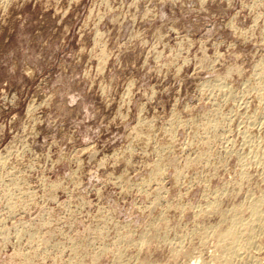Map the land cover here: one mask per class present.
Returning <instances> with one entry per match:
<instances>
[{"label":"rangeland","instance_id":"rangeland-1","mask_svg":"<svg viewBox=\"0 0 264 264\" xmlns=\"http://www.w3.org/2000/svg\"><path fill=\"white\" fill-rule=\"evenodd\" d=\"M261 81L264 0H0V264H117L153 221L181 238L236 188ZM156 240L124 257L172 264Z\"/></svg>","mask_w":264,"mask_h":264},{"label":"bare ground","instance_id":"bare-ground-1","mask_svg":"<svg viewBox=\"0 0 264 264\" xmlns=\"http://www.w3.org/2000/svg\"><path fill=\"white\" fill-rule=\"evenodd\" d=\"M255 75L257 78L261 77L262 67L260 70L259 67L256 69ZM262 83L261 81L260 84L263 85ZM217 87L219 92H224L229 99L231 98L232 91L224 88V85ZM218 114L219 111L214 110V116L208 123L210 130H217L220 126ZM249 127L241 131L246 151L244 153L237 151L240 179L236 188L205 192L204 205H199L195 210V215L201 221L199 220L192 230H185L180 235L182 237H178L177 240L169 237V230L166 227H160L154 221L141 233L139 241L122 239L123 245H117L114 250L117 264H157L126 260L124 257V249L128 247L135 248L137 252L145 248L150 256L153 253L151 244L156 240L151 239L153 234L157 237L156 243L169 248V261L172 264H264V186H261V183H252L254 175L252 176L248 168L249 164H255L257 178L264 180V99L260 100L257 115L250 121ZM254 128L259 129L258 133ZM3 159L4 157L0 156V162ZM158 171H163V167L158 166ZM242 192L243 198L235 201ZM226 197L232 198L233 201L225 207L223 200ZM187 236L190 239L197 238L198 244L192 246V240L186 241ZM206 247L211 248L209 253ZM180 256L184 258L182 261H179Z\"/></svg>","mask_w":264,"mask_h":264}]
</instances>
